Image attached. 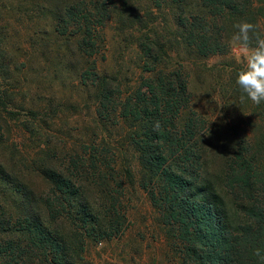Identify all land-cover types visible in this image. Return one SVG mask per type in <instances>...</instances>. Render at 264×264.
I'll return each mask as SVG.
<instances>
[{"label":"rangeland","instance_id":"obj_1","mask_svg":"<svg viewBox=\"0 0 264 264\" xmlns=\"http://www.w3.org/2000/svg\"><path fill=\"white\" fill-rule=\"evenodd\" d=\"M137 1L134 5L142 19L152 22L148 23L150 30L180 44L169 52L170 61L157 68L167 74L182 68L186 78L187 105L171 130H184L194 115L201 120L195 139L207 165L206 181L232 211L241 202L236 198L234 177L226 169L234 156L236 171L243 169L240 157L257 169L264 182V102L256 105L242 91V95L234 92L239 87L237 74L245 64L232 44L236 28L228 21L231 13H218L212 3L205 8L206 0H185V17L189 23L194 18L201 20L207 33V42L185 49L188 43L180 30L177 35L175 26L178 6L166 3L158 8L155 0ZM99 2L0 0V113L6 122L0 124V166L41 200H53V212L43 207L41 211L48 218L65 219L64 224L58 223L65 232L71 228L68 218L80 215L66 208L67 204H56L62 197L52 196V188L36 176L34 166L40 165L47 152L66 178L86 187L88 213L100 219L101 232L111 237L84 236L79 264H182L184 243L161 222V215L141 189L139 155L129 141L133 129L128 120L121 119L119 108L126 97L136 93L142 80L157 74L145 71V60L136 46L147 32L122 27L124 0H113L107 14L103 6L95 10ZM246 8L264 35V0H246ZM96 16L103 19L98 21ZM89 28L94 35L91 57L80 50L83 33ZM91 72L115 78L119 85L110 100L114 115L109 120L100 121L101 105ZM102 143H108L114 154L108 167L99 165L108 194L93 184L92 176L98 173L89 162L90 146ZM125 169L130 170L131 185ZM11 202L10 194L0 187V204L13 212ZM251 202L264 203V196L260 202ZM107 212L120 221L105 218Z\"/></svg>","mask_w":264,"mask_h":264},{"label":"trees","instance_id":"obj_2","mask_svg":"<svg viewBox=\"0 0 264 264\" xmlns=\"http://www.w3.org/2000/svg\"><path fill=\"white\" fill-rule=\"evenodd\" d=\"M207 1L205 8H210L212 3L216 5L218 13L229 11L232 18L228 21L232 26L241 21L254 24L246 8V0ZM134 2L138 3L137 0H124L120 24L123 28L128 26L129 29L147 32L138 39L136 46L145 60V71L157 73L150 79L142 80L136 93L119 104L121 119L128 120L133 129L129 141L139 155L141 189L161 215V222L184 243L182 264H262L254 252L260 249L264 253V203L251 201L260 202V197L264 196L263 177L240 157L238 161L241 164H238L243 169L236 171V156L232 158L226 169L234 177L233 186L238 188L236 198L241 201L232 211L227 209L223 197L206 181L207 165L203 150L195 139L201 120H197L194 115L188 119L184 130L177 133L171 130V125H174L187 105V84L182 68L168 74L157 71L165 61H170L169 52H173L180 44L157 31H151L148 23L152 22L142 19ZM155 2L158 8L166 3L178 6V15L174 17L175 26L177 35L180 30V36L188 43L185 49L197 48L198 44L207 42V33L201 27V20L194 18L189 23L185 17V0ZM108 5L113 8V0H102L95 10L103 6L104 14H107L110 9ZM96 19L99 21L103 18L96 16ZM93 42V31L89 28L83 33L80 44L82 54L89 57L94 54ZM90 76L95 79L101 105L100 121L109 120L114 115V101L110 100L116 97L115 91H119L117 80L99 76L95 72H91ZM234 92L242 95L239 87H235ZM32 115L37 116L35 113ZM3 119L0 113V124H6ZM157 122L159 127L155 128ZM89 152V162L94 173H98L92 176L95 180L93 184L102 194H108L110 191L109 187L108 193L106 191V177L99 165L105 168L108 167L107 161H112L114 154L110 145L93 144ZM39 163V166H34L36 176L52 188V196L62 197L56 204H67L66 208H72L80 217L68 218L72 219L71 228L65 232V228L58 224L59 220L64 224L65 219L56 220L50 215L48 218L41 211L43 207L53 212L56 209L53 200H41V196L34 195L27 184L18 179L13 180L0 166V187L3 192L10 194L14 210L11 212L9 206L0 204V264H79L84 236L94 234L99 239L111 236L101 232L100 219L89 215L86 187L66 178L58 170L57 164L53 166L55 162L47 152H43ZM125 171L131 185L130 170ZM110 214L107 212L104 217L114 219V223L120 221L119 216L111 217Z\"/></svg>","mask_w":264,"mask_h":264},{"label":"clouds","instance_id":"obj_3","mask_svg":"<svg viewBox=\"0 0 264 264\" xmlns=\"http://www.w3.org/2000/svg\"><path fill=\"white\" fill-rule=\"evenodd\" d=\"M234 27L236 32L232 36V44L245 64L235 82L253 104L259 105L264 102V35L248 21H241ZM154 127H159L158 122ZM254 255L264 264V253L260 249H256Z\"/></svg>","mask_w":264,"mask_h":264}]
</instances>
